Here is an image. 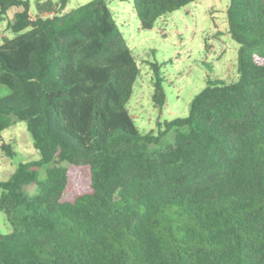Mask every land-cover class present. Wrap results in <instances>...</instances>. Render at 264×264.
<instances>
[{
  "label": "trees",
  "instance_id": "16d2710c",
  "mask_svg": "<svg viewBox=\"0 0 264 264\" xmlns=\"http://www.w3.org/2000/svg\"><path fill=\"white\" fill-rule=\"evenodd\" d=\"M195 1L133 6L151 30ZM67 4L35 0L32 20L31 0H0V22L21 10L0 45V139L16 118L41 157L0 181V264H264V0H230L238 81L210 80L157 134L127 109L140 70L107 0Z\"/></svg>",
  "mask_w": 264,
  "mask_h": 264
},
{
  "label": "rangeland",
  "instance_id": "374dc122",
  "mask_svg": "<svg viewBox=\"0 0 264 264\" xmlns=\"http://www.w3.org/2000/svg\"><path fill=\"white\" fill-rule=\"evenodd\" d=\"M34 1L31 0L29 11L32 20L37 15ZM50 1L56 5L60 2ZM90 1L68 0L61 14H67ZM133 2L107 0L140 70L127 109L141 134H157L159 125L189 115L192 100L207 87L210 80H221L226 84L238 81L239 45L229 34L227 11L230 0H197L161 18L151 30L142 29ZM20 11L12 8L7 18L0 22V45L15 37L9 25L15 22V15ZM154 65L159 66L162 75V105L154 101ZM7 94L8 90L0 85V97ZM174 139L175 132L168 133L157 149L172 145ZM40 159L26 124L15 118L0 139V181H8L20 164ZM61 165L68 166L67 163ZM40 174V179L44 180L45 170H41ZM36 190V185L27 187L30 194ZM1 194L0 190V197ZM11 231L6 215L0 210V232L9 234Z\"/></svg>",
  "mask_w": 264,
  "mask_h": 264
},
{
  "label": "crops",
  "instance_id": "0c3cea01",
  "mask_svg": "<svg viewBox=\"0 0 264 264\" xmlns=\"http://www.w3.org/2000/svg\"><path fill=\"white\" fill-rule=\"evenodd\" d=\"M46 1H50V0H45V1H41V2H46ZM51 2V1H50Z\"/></svg>",
  "mask_w": 264,
  "mask_h": 264
}]
</instances>
